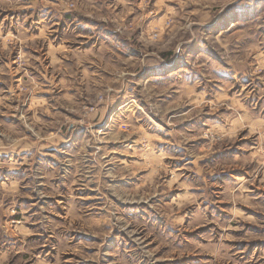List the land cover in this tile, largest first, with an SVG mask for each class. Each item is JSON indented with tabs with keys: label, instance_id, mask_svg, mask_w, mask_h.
Listing matches in <instances>:
<instances>
[{
	"label": "rangeland",
	"instance_id": "obj_1",
	"mask_svg": "<svg viewBox=\"0 0 264 264\" xmlns=\"http://www.w3.org/2000/svg\"><path fill=\"white\" fill-rule=\"evenodd\" d=\"M0 264H264V0H0Z\"/></svg>",
	"mask_w": 264,
	"mask_h": 264
}]
</instances>
